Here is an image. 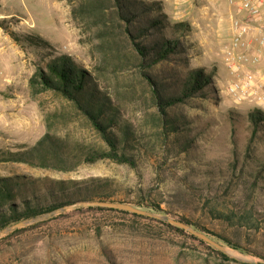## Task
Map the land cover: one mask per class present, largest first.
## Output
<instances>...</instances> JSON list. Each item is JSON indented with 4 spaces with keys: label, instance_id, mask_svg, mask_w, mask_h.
I'll use <instances>...</instances> for the list:
<instances>
[{
    "label": "rangeland",
    "instance_id": "1",
    "mask_svg": "<svg viewBox=\"0 0 264 264\" xmlns=\"http://www.w3.org/2000/svg\"><path fill=\"white\" fill-rule=\"evenodd\" d=\"M150 1L162 3L163 13L173 23L189 24L190 32L182 39L189 49L190 67L214 73L212 100L194 101L174 111L184 123L177 137L193 139V147L188 152L179 148V154L166 149L149 88L133 64L132 50L111 9L103 11L104 0H0V151H28L49 136L70 148L66 166L72 168L61 171L0 160V178L108 179L109 201L133 205L142 194L145 203H162L171 214L167 217L199 219L209 229L219 228L200 216V200L210 196L220 201L225 198L231 206L241 201L249 205L245 192L249 193L250 184L233 181L234 149L241 155L240 166L246 169L248 181L264 160V139L256 144L257 158L253 162L245 159L251 133L246 119L250 113H264L261 95H245L240 101L231 95L229 86L235 77L222 58L230 41L232 18L238 14L227 0ZM11 33L42 37L50 46L18 43ZM51 55L71 57L98 79L101 91L110 95L120 117L135 133L136 145L141 148L138 169L110 161L78 165L82 149L106 145L62 97L53 92L32 95L30 79L38 67L53 59ZM171 67L177 68L165 64L155 68L156 73L165 75ZM192 184H200L203 192L188 191ZM226 187L230 188L227 196ZM250 203L263 210L264 183ZM45 216L35 218L39 220L14 235L0 237V264H247L230 257L233 262H222L199 242L147 220L70 209ZM96 225L103 228L99 239L94 234ZM224 248L236 258L258 263Z\"/></svg>",
    "mask_w": 264,
    "mask_h": 264
},
{
    "label": "trees",
    "instance_id": "2",
    "mask_svg": "<svg viewBox=\"0 0 264 264\" xmlns=\"http://www.w3.org/2000/svg\"><path fill=\"white\" fill-rule=\"evenodd\" d=\"M104 1L103 11L107 7L111 9L113 19L119 25L125 41L132 50L133 64L149 88L152 106L156 109V118L163 130L166 149L170 153L177 154H179V148L182 152H188L193 147V139L184 141L181 137H177L184 123L182 118L174 114V111L177 107L189 105L194 101L212 100L215 97L214 73H207L203 68L190 67L189 49L182 39L190 32L189 24L173 23L163 13L162 3L159 2ZM11 36L18 43L26 42L37 48L50 46L42 37L31 35L19 37L14 33H11ZM52 57L53 59H50L45 67H38L30 79L32 95L53 92L62 97L87 120L106 145L82 149L78 165L110 161L133 170L138 169L141 148L136 145L135 133L132 127L120 117V111L110 95L101 91L98 79L78 66L69 56L51 55L49 58ZM165 64H173L177 68H169L165 75L157 74L155 68L163 67ZM179 67H182L181 70ZM230 117L235 124L234 117ZM246 121L249 123L251 133L246 146L245 159L253 162L257 158L256 144L264 139V113L260 111L250 113ZM173 133L176 134L174 137ZM233 144H236L235 140ZM68 151L70 148L63 141L46 136L28 151L18 153L0 151V154L4 155L0 157V160L69 171L72 168L66 166ZM233 155V181L250 184L249 193L245 192V197L251 206L243 205L242 201L238 204L231 203L233 204L231 206L225 198L220 201L216 197H202L200 216L206 218L210 224H217L219 228L209 229L199 219L182 217L178 221L204 233L223 247H229L264 264V208L262 210L255 203H250L253 196L257 194L259 186L264 183V160L251 175V181H248L246 169L240 166L241 155L237 148L234 149ZM110 183L108 179L102 178H93L89 181H38L25 176L0 178V232L23 221L49 215L80 203L109 201ZM199 187L200 184H192L188 187V191L202 193L203 190ZM222 188L223 185L219 189ZM229 191L230 188L226 187V196ZM209 193L211 195V192ZM139 196L141 200L133 204L134 207L159 215H171L162 208V203L154 201L145 203L147 200L142 198V194ZM70 210L115 214L131 217L134 220L155 222L199 242L215 252L222 262H233L215 247L167 222L100 207H75ZM21 230L23 229H16L6 235L11 236ZM94 234L96 238H101L103 228L96 225Z\"/></svg>",
    "mask_w": 264,
    "mask_h": 264
},
{
    "label": "built area",
    "instance_id": "3",
    "mask_svg": "<svg viewBox=\"0 0 264 264\" xmlns=\"http://www.w3.org/2000/svg\"><path fill=\"white\" fill-rule=\"evenodd\" d=\"M238 16L232 18L231 37L223 63L235 77L229 93L237 99L260 93L264 108V0H227Z\"/></svg>",
    "mask_w": 264,
    "mask_h": 264
},
{
    "label": "water",
    "instance_id": "4",
    "mask_svg": "<svg viewBox=\"0 0 264 264\" xmlns=\"http://www.w3.org/2000/svg\"><path fill=\"white\" fill-rule=\"evenodd\" d=\"M75 207H100V208H106V209H113V210H120V211H126V212H130L139 216H143V217H148L151 219H155L161 222H167L175 227H178L184 231H186L187 233H189L190 235L200 239L201 241L215 247L218 251H220L221 253H223L224 255L236 259L238 261L247 263V264H260V263H256L254 261L251 260H244V259H239L234 257L233 255H231L227 249H225L222 245H220L219 243L215 242L214 240H212L211 238H209L207 235H205L202 232L196 231L195 229H193L190 225L184 224L181 221H177L171 217H167V216H163V215H159L156 213H152V212H148V211H144L140 208H136L133 205L130 204H125V203H118V202H112V201H95V202H91V203H80L71 207H68L64 210L67 209H72ZM64 210H59L57 212L54 213H58ZM54 213H51L49 215H46L44 218L49 217L50 215H53ZM43 218V219H44ZM39 219H31V220H26L23 221L17 225H14L10 228H7L3 231L0 232V237L6 235L7 233L16 230V229H20L23 228L31 223H34L36 221H38ZM41 220V219H40Z\"/></svg>",
    "mask_w": 264,
    "mask_h": 264
}]
</instances>
